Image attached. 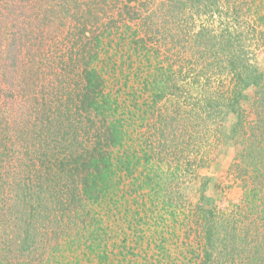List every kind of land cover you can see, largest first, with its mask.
<instances>
[{
  "label": "trees",
  "instance_id": "1",
  "mask_svg": "<svg viewBox=\"0 0 264 264\" xmlns=\"http://www.w3.org/2000/svg\"><path fill=\"white\" fill-rule=\"evenodd\" d=\"M23 1L0 0V28L7 31L0 34L10 35V43L0 49V77L5 81L8 66L17 65L18 55H10L16 47V39L20 42L22 38L27 39L22 32L16 35L21 16L32 6L36 16L41 12L50 14L53 21L50 23L56 26L51 27L52 30L45 29L40 37L50 41L53 55L49 58L53 76L51 90L57 96L64 94L65 107L74 110L61 116L65 129L53 135L51 145L56 153L71 152L50 157L52 167L63 176L56 177L58 184L53 194L56 204L49 213L42 212V204L34 205L35 201L42 202V197L37 183L30 179L31 169H37L39 163L44 164L48 156H35L32 164L24 161L23 165L29 168L28 182L12 177L6 183L13 207L7 206L0 211L8 216L5 237L0 239V264H264L263 259L256 262L257 257L263 258L258 255L264 251V156L255 157H259L255 160V173L239 166L241 163L235 164L243 172L242 184L249 188L245 204L238 206L236 211H220L199 202H186L185 198L180 204L177 201L179 192L175 189H178V180L189 173L190 160L184 158L182 163L169 168L175 163V157H179L168 156L170 144L173 154L177 142L170 127L172 114L168 112L163 116L162 111L153 108V102L163 98L160 92L153 94V99L142 96L145 90H159L157 75L163 76V68L168 67L165 74L180 71L175 64L176 68L171 66L179 57L177 53H181L177 45L181 44L182 57L190 63L185 50L187 45L195 43L196 47L200 46V57L212 60L216 56L225 60L223 66L243 88L250 85L253 78L256 87L252 103L258 116L253 129L262 135L259 141L262 145L264 75L250 67L251 52L245 46L235 47L234 43L244 37L243 23L232 28L234 23L230 25L220 18L233 10L237 22L241 12L248 11L255 22L254 27L250 26L262 28L264 0H259L258 4L257 0H166L160 6L155 5V0H31L30 6ZM162 6L163 10L159 11ZM189 6L206 8L210 16L217 15L218 26L207 24L206 20L200 30L193 32V26L185 17V8ZM261 28L256 36L260 40L264 36ZM67 34L73 36L68 37L67 49H62L60 41ZM225 34L235 53L219 45ZM160 40L170 49L174 48L171 50L174 58L166 67L164 57L160 59L162 51L157 45ZM0 46H4L3 42ZM5 52L10 56L6 57ZM6 59L11 62L6 63ZM191 67L185 70L187 77L191 75ZM18 82L20 91L23 83ZM232 96L218 99H227L226 107L232 108L237 99ZM7 102L6 99L4 109L13 101ZM187 102L184 97L175 108L179 116L188 114ZM222 106L218 101L214 104L207 101L202 110L219 116L224 113ZM239 126L241 132L247 127L242 120ZM187 127L192 129L189 124L184 129ZM9 139L4 143L0 139V144L5 145L8 153L17 154L7 156L16 161L17 156H22L21 149ZM131 147L138 150V155L130 151ZM182 166L183 170L176 173ZM137 170L136 179L140 182L132 187V180H127ZM22 183L24 188H20ZM127 191L138 192L132 197ZM88 202L92 209L88 208ZM143 217L156 225L157 230L153 232L157 236L148 240L153 244L152 251L142 246L143 239L138 240L146 239L150 233L146 234L137 222L133 223ZM40 218L49 221L43 230H40ZM8 234L12 235L11 239ZM7 240L12 245L8 249L10 255L5 249ZM39 248L43 254L37 256ZM76 251L84 257L82 261Z\"/></svg>",
  "mask_w": 264,
  "mask_h": 264
},
{
  "label": "rangeland",
  "instance_id": "2",
  "mask_svg": "<svg viewBox=\"0 0 264 264\" xmlns=\"http://www.w3.org/2000/svg\"><path fill=\"white\" fill-rule=\"evenodd\" d=\"M162 1L166 0H155V5L159 4L160 6ZM23 2L27 6H30L32 1L24 0ZM258 2L259 0H257V4ZM224 6L228 10V6ZM163 7L164 6L159 7V11L163 10ZM244 7H246V5H244ZM33 9H35L33 6L31 10L27 9L19 19L18 26L20 29L17 31L16 35L22 32L27 35V39L22 38V42L16 39V50L14 48V50L10 51V55H15V53L18 55L16 58L17 65L8 66L6 69L5 81L0 77V139H2L1 142L4 143L9 142V138H11L21 149L20 152L22 154V156L16 157V161L15 159L14 161L9 160L7 159L8 157H13L17 154L13 152L8 153V150L5 149V145L2 143L0 144V211L7 206L13 207L11 204L12 201L10 200L11 193L7 191L8 185L6 184L13 177L20 178L21 182H28L31 179L32 182L35 181V183H37L36 188L41 194L40 197L42 198L40 199L42 202L38 203V201H35L34 205L42 204L43 206L41 209L45 214V211L49 213L55 207L56 202L53 199V194H55L56 185L58 184L56 177L58 178L60 175L63 176L61 172L58 173L59 171L55 166L52 167L51 156L55 154L66 155L71 152L70 150H65V152L59 151L56 153L51 145L52 137L54 134H57V131L61 134L62 130L65 129L61 120V116L64 117L63 113H68L69 111L73 112L74 110L65 107L67 104L65 101L67 99L64 97V94H59L57 96L56 93L54 94L51 90L53 83L50 79H52L53 76L50 74L51 66L49 58L53 55L52 51L49 49L50 41H44L42 37H40V34H44L45 29L54 28L56 24L50 23L53 21L50 20V14L47 12L45 14L43 12L40 14L38 13L36 16V9ZM185 13V17L188 19L189 24L193 26V32L200 30V27L203 25L202 22L206 20L207 24L210 23L212 26L217 25L218 16H210V12H208L206 8L196 9L195 7L189 6L185 8ZM233 13V10H228V15L220 19L223 18L225 21H229L230 25L234 23V25L231 26L232 28L235 24L238 27L243 23L244 37L234 43L236 44L235 47L239 48V46H245L247 51L251 52V59L249 60L251 63L250 67L264 75V36L262 35L261 40L257 39L260 34L258 29L261 27L257 25L254 29L250 26H255V22L253 20L254 17L248 13V11L241 12V17H238L239 19H237V22L233 18V16H236L233 15ZM260 26H262L261 29L264 30V23L261 24L260 22ZM50 30H52V28ZM3 31L7 32L4 27H1L0 33ZM226 35L227 34L224 35L225 37L221 40L219 45L227 46V48L223 49L229 48L231 53H235V50L230 48V42L227 40L228 36ZM2 36L3 39L0 40V43L3 42L4 46H0V49H3L10 43L8 39L10 35L4 34ZM72 36L73 34H67L61 38L60 42L62 43L60 46L62 49H67V41L69 42ZM68 37H70L69 40ZM64 38L66 39L65 41ZM163 44V40H160V44L157 45L159 50L162 51L160 52V59L164 57L163 63H165L164 67H166L167 63L172 62L174 58V55H171L173 54L171 50L174 48L170 49L168 44ZM177 46L180 48L181 53L180 51L177 53L179 57L174 59V63L172 62L171 66L173 69L175 65L176 67H180V71L172 74H165L168 67L163 68V76L161 74L157 75L158 81L156 85V87L161 86L160 88L162 90H160V88L159 90H151L149 92L145 90L142 92V96L144 98L152 96L151 99H153V94L160 92L163 94V98L156 102L154 101L153 108L162 111L161 114L163 116L167 115L168 112L172 114L171 117L173 119L171 120L170 127L172 128L171 130L174 131L177 142L175 143L173 154H171L173 150L170 144L168 156L179 157H175V163L173 166L170 165L169 168L172 169L176 163H182L184 158H188V161L190 160L188 162L191 165L189 173L184 179L181 178L178 180V189H175L179 192L177 201L181 204L183 202L182 199L185 198L186 202L187 200L194 203L199 202L204 204L203 206H210L220 211H231L232 213L238 209V206L245 204V197L249 192V188L243 185L240 180V177L243 176V172L240 171L239 167L235 164L238 165V163H241L239 166L246 167L249 172L255 173L257 172L255 160H259V157L257 159H255V157L264 156V142L262 145L259 142L262 135H258V132L253 129L255 119L258 118L254 112V105L252 103L256 86L252 82V78L250 79V85L243 88L241 83L239 84L236 77L233 76V73L230 72L227 67L223 66L224 62H226L225 60H219L215 58V56L214 59L212 57V60L207 57V61L206 58L200 57V46H198L199 48L196 47L195 43L187 45L185 50V56L190 58L191 64L189 61L186 62L183 59L182 56L184 54L181 44ZM178 48L175 46L176 50H178ZM5 55L6 57L10 56L8 52ZM10 62V59H6V63ZM196 62L200 64L197 65ZM209 62H211V64H209ZM218 62L220 63L219 66H217ZM204 64H206V68L202 69ZM191 65V75L187 77L185 70L187 71L188 67ZM200 65L202 67L201 70L198 71ZM243 74L246 75L247 73L243 72ZM7 80H10L9 82L12 83H8ZM18 81H20L21 84L23 83L20 91H18L20 88L18 86ZM71 84H73V82H71ZM68 86L70 89H74L73 87L71 88V85L68 84ZM27 88L32 89V91H29ZM7 93L10 94L13 100L9 98L10 96L7 97ZM221 94H226L227 96L220 97L219 95ZM232 95L237 98L232 108L226 107L225 103L227 99H218L231 98L233 97ZM59 97L60 99H58ZM184 97L188 101L186 103L188 114L185 117L179 116L175 109L179 107V103H181ZM6 99L9 103L13 101L8 109H4ZM207 101L213 104L215 101L221 103L223 105L221 108H223L224 113L216 116L214 113L212 114L211 112L208 113V111L202 110L203 105ZM155 109L154 112H156ZM163 116L160 117L163 118ZM241 120L245 122L247 126L243 132H241L239 126ZM188 124L191 125V130H189V127L184 129ZM66 125L67 128L70 127L68 124ZM234 128L236 132H234ZM132 150L133 147L130 148V151H136L138 155L137 149ZM42 151L45 153H41ZM35 156H48V158L45 159L44 164H37V169L34 167L31 169V178L28 179L27 174L29 168H26V165H23V163L25 161L27 164H32L31 159H34ZM242 157H244L245 160H242ZM48 159L50 161H48ZM161 166L164 167L165 164L162 163ZM180 168L182 169L176 171V173L183 170V166ZM164 169L167 170V168ZM4 175H6V178ZM132 175L133 177H129L127 182L132 180V187H136L137 183L140 182V180L136 179V177L139 176V170L135 171ZM175 183L176 179L173 180V185ZM130 187L131 186L127 189L130 190ZM20 188H24L23 183L20 184ZM139 190L142 191L143 189ZM137 192L127 191L126 194L130 193L133 197ZM132 197H130L131 200ZM138 198L140 202V197ZM84 202H86V200ZM186 202L184 201V203ZM91 205L92 204L88 202V208L91 207L90 209H92ZM78 207H80V205H78ZM7 219L8 216L6 217L0 213V239L5 237ZM134 222H137L139 226L146 231V234L150 233L146 239L143 237L138 240L140 241L143 239V241L140 242L142 246L149 247L148 250L150 249L152 251L151 248L153 244L148 240L153 239L155 236V232H153L157 230L155 229V223L144 217L141 218L140 221H133V223ZM47 223H49V221H46L45 218H40V230H43ZM165 235L167 236V234ZM11 237L12 235L8 234V238L11 239ZM75 237L77 239V236ZM6 244L5 249L7 252H4L10 255L11 252L8 249H11L12 245L9 240H7ZM194 245L196 246L195 243ZM69 252L71 254V251ZM36 254L40 256L43 254V250L39 248ZM76 254L82 258V261L84 257H82L81 254L78 255V251H76ZM263 255L264 251L260 252L258 256H262L263 258L257 257L256 262L262 259L264 260Z\"/></svg>",
  "mask_w": 264,
  "mask_h": 264
}]
</instances>
